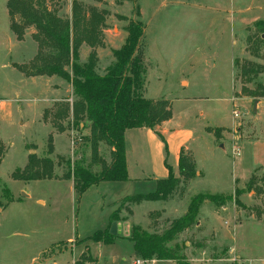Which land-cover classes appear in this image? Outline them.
<instances>
[{
    "label": "rangeland",
    "instance_id": "rangeland-1",
    "mask_svg": "<svg viewBox=\"0 0 264 264\" xmlns=\"http://www.w3.org/2000/svg\"><path fill=\"white\" fill-rule=\"evenodd\" d=\"M72 1L50 0L48 5L60 17L70 18ZM77 1L85 9L93 6L107 13L104 46L96 49L99 50L96 71L100 75L114 62L111 50L122 46L129 23L142 21L145 30L139 55L145 68L147 99L164 98L172 102L169 132L159 137L163 143V166L171 173L176 170L168 141L170 146L186 141L201 171L198 177L202 173L201 178L188 186L187 199L196 194L234 197L235 188L243 185L244 167L232 155V144L226 143L225 149L210 144L209 148L207 141L213 140L206 128L236 127L238 119L233 116V107L250 120L253 101L264 103V97L249 94L256 91L262 95L264 91V37L254 26L256 21L264 20V0ZM15 20L18 17L9 15L6 0H0V180L13 196V201L6 203L0 195V264H71L74 260L92 258L118 263L135 256L129 238L131 230L162 233L172 219L181 215L186 200L174 198L138 206L121 203L125 196L154 192L153 180L104 181L79 194L74 191L72 180L24 182L12 178V172L22 169L29 156H47V141L52 134L53 159L58 156L73 163L90 157L85 140L89 130H73L71 117L55 119L56 111L65 104L62 100L71 95V85L56 76L28 77L19 69L27 67L35 57L37 44L32 39L35 32L32 27L24 31L22 40L17 39L10 29ZM89 53L87 46L80 48L81 62L87 60ZM241 65L257 73L241 80ZM44 103L49 106L46 114L40 110ZM242 117L239 122L244 124L246 120ZM54 123L64 130L59 132ZM255 130L257 141L264 144V113L257 118ZM235 145L243 150L241 142ZM260 149L263 150L261 144ZM99 152L109 160L106 146L101 145ZM54 161L58 176L67 172L63 161ZM183 187H187V182L177 192L183 191ZM246 190L253 192L252 201L245 205L238 197L241 206L235 209L239 215L260 218L264 215V179H251ZM231 202L235 207V202ZM162 209V215L168 219L156 216L155 211ZM201 216L215 230L236 239L239 248L254 260L253 264H263L260 261L264 258L263 227L246 224L235 229L234 222L238 220H233L229 207L220 213L203 208ZM114 222L117 234L112 235V243L92 240L97 231L108 233ZM203 224L183 232L171 245H180L190 264H235L226 243L215 238V231L203 237ZM151 259L156 260L155 264H176Z\"/></svg>",
    "mask_w": 264,
    "mask_h": 264
},
{
    "label": "trees",
    "instance_id": "trees-1",
    "mask_svg": "<svg viewBox=\"0 0 264 264\" xmlns=\"http://www.w3.org/2000/svg\"><path fill=\"white\" fill-rule=\"evenodd\" d=\"M49 2L50 0H6L9 15L14 19L18 17L10 27L17 39L22 40L27 28L32 27L35 30L32 39L37 44V54L27 67L19 69L28 77L56 76L71 85L73 101L60 105L55 113V119L58 121L71 117L73 130H89L85 140L89 146L90 157L88 160L81 159L73 163L69 159L57 158L59 162L63 161L67 168L66 173L57 176L55 174L57 164L49 157L53 153V141L50 136L47 141V156L42 158L29 156L27 164L22 169L16 168L11 176L14 180L24 182L72 180L73 189L79 194L100 182L126 181L128 174L124 132L136 128L154 131L157 126L172 117L168 100L153 101L142 95L145 68L139 55V48L145 25L140 20L129 23L124 44L119 49L111 50L114 62L105 69L103 75H100L96 71L98 63L96 49L104 46L103 27L106 11L93 6L85 9L77 0H73L70 18H62L56 9L50 8ZM254 26L262 37L264 20L256 21ZM83 45L90 49L85 62H81L79 54ZM239 68L241 80L257 73L256 70L243 65ZM249 94L252 97H264V91L262 95L256 91ZM54 125L59 132L64 130L59 123ZM214 132L218 136L220 131ZM156 133L161 137L160 133ZM101 145L108 148L109 161L100 155ZM178 169L179 177L176 178L169 171L166 179L157 182L155 192L125 197L122 203L165 201L180 185L196 176L193 161L182 152ZM239 194L237 190L234 197L195 195L190 199L185 215L172 220L162 233H149L133 228L129 238L133 243L135 255L145 259L156 258L160 261H174L176 264H190L181 253V246L171 243L196 225L199 207L204 200L217 207L231 201L241 206L237 199ZM0 195L6 203L13 201L11 191L1 180ZM92 240L96 243L110 244L113 236L109 232L97 231Z\"/></svg>",
    "mask_w": 264,
    "mask_h": 264
},
{
    "label": "crops",
    "instance_id": "crops-1",
    "mask_svg": "<svg viewBox=\"0 0 264 264\" xmlns=\"http://www.w3.org/2000/svg\"><path fill=\"white\" fill-rule=\"evenodd\" d=\"M124 40H126V38ZM97 54L99 56V50H97ZM232 70L234 73L233 62H232ZM236 90H238L237 86H236ZM147 93L148 91H147V86H146V79H144L142 95L146 99H147ZM232 96L234 98V95ZM50 99L51 98H48L46 100H50ZM161 99H164V98H161ZM149 100L156 101V99H153V98L152 99L150 98ZM62 101L63 102L73 101L72 90H71V95L67 97V99H64ZM255 101H257V103L254 106ZM168 102H169L171 113H172V102H170L169 100ZM48 107H49L48 104H45V103L42 104V107L40 108V110L43 111L42 114H44L45 109L46 108L48 109ZM262 113H264V103H262L261 100L256 99L253 101L252 114L250 115V120H248V118L245 117V113L241 112V115L243 116L242 118L246 120L243 122L244 124H241L239 122V119L241 118V115H240L238 118H236L238 119V123L236 127L228 128V127H220V126H208L206 128L207 133L213 140V141H207L209 148H211L210 144L211 145L218 144L217 147L215 146L216 148L225 149V144L230 143V145L231 144L233 145L232 146L233 149L236 147L239 149V155L235 156L233 154V149H232V155L234 156V158H237L236 162L239 165H242V167H244L245 175H243V178H242L244 182H243V185L236 187L232 194H234L236 190L241 191V194L238 197H239V200L245 205H248V200L250 202L252 201L251 194L253 192L247 191V190L245 191V188L247 187L248 183L251 181V179H254V180L264 179V144L257 141L258 136L255 130V123L257 121V118ZM41 117L43 118V115ZM170 120L161 123L159 126L155 128L154 131L151 129H147V128H136V129H127L124 132L125 156H126L128 179L134 180L137 182H140V181L150 182V180H153L154 182H156L155 185L157 188V182L159 180H164L168 177L169 171L165 169V167L163 166V154H164L163 143L160 140L156 132L160 133L161 136L166 135V133L169 132L168 125H169ZM246 122H248L250 125H248L247 123V126H244ZM41 124L46 126L44 121H41ZM210 129H219L222 132L221 133L219 132L217 136L215 135V132L211 131ZM52 138L55 141L54 134H52ZM168 142H169L168 143L169 149L171 151V156L173 160L172 164L174 165V168H176V170L174 171V169L171 167L173 169V172H172L173 176H175L176 178L179 177L178 162H179V157L181 155V152L184 155L189 156L193 160L195 170H197L196 171L197 177L187 181V187H183V191H178V192L176 191L175 193L170 195L165 201H155L159 203H165L169 199H174V198L178 200H182V199L186 200L185 201L186 206L185 208H183V210L181 211V215L178 217L180 218L183 215H185L187 211V208L190 202L189 199L195 196L194 195L187 199V197L185 196V193H187V188L190 184L196 182L199 178H201L202 173L198 177V172H201V171L198 170L197 165H196L197 160L195 159L194 152L190 148H188L186 141H181L177 143L176 145H171V146H170V141ZM236 142L242 143L243 150L241 149L240 146L235 145ZM260 144L263 146V150L260 149ZM49 157L53 161L58 158L57 156L55 157V159H53L52 154ZM55 174H56V169H55ZM125 197H131V196H125ZM122 200H121V203H122ZM142 203H147V202L144 201V202H141L135 205L138 206V205H141ZM232 203L233 202H228V204L226 203L223 206L217 207L213 203H210V202L207 203V201H205L203 205L199 207L198 217L201 219L197 221L195 227L202 226L203 221H204L203 227L205 229L202 234L203 237L211 235L212 232L215 231L214 233L215 238L221 242L226 243L229 249L228 253L230 254L233 260H236L235 264H253L254 260L249 258L246 255V253L242 249L239 248V246L237 245L236 239L230 238L229 233H224L222 231L215 230L213 225H211L207 221L206 218H203L201 216V211L203 208L212 210L214 213H220L222 211H225L229 207L232 209V212H233V217H232L233 220L235 221L238 220L237 222H234L235 229L242 228L243 226H246V224H252V225L256 224V225H260L261 227H263V232H264V215H261L260 218H255L254 215H249V216H242L241 214L239 215V211L235 209V208H239V206L235 205L234 207ZM210 205H212L213 207H209ZM155 212H157L156 216H159V219L161 218L168 219L162 215V213H164L163 209L161 211H155ZM240 216L243 217L244 219L242 218V220H240L239 219ZM172 220H175V219H172ZM260 261L264 264V258H261Z\"/></svg>",
    "mask_w": 264,
    "mask_h": 264
},
{
    "label": "built area",
    "instance_id": "built-area-1",
    "mask_svg": "<svg viewBox=\"0 0 264 264\" xmlns=\"http://www.w3.org/2000/svg\"><path fill=\"white\" fill-rule=\"evenodd\" d=\"M233 116L234 118H238L240 116L239 110L237 107H233ZM233 154L235 156L239 155V149L236 147L233 149ZM156 260L154 259H145L140 256H132L129 258H123L118 263H110L107 261H104L100 258H92V259H86V260H74L71 264H155ZM56 264V263H53Z\"/></svg>",
    "mask_w": 264,
    "mask_h": 264
},
{
    "label": "water",
    "instance_id": "water-1",
    "mask_svg": "<svg viewBox=\"0 0 264 264\" xmlns=\"http://www.w3.org/2000/svg\"><path fill=\"white\" fill-rule=\"evenodd\" d=\"M263 37H264V35H263ZM256 103H257V101H255L254 106L256 105ZM109 233H110V235H113V236L117 234V223H115V222L112 223L110 230H109Z\"/></svg>",
    "mask_w": 264,
    "mask_h": 264
}]
</instances>
